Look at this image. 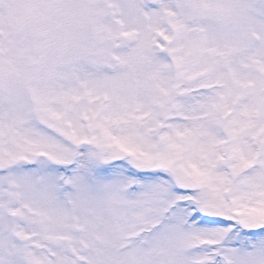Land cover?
I'll return each mask as SVG.
<instances>
[{
    "label": "snow or ice",
    "instance_id": "1",
    "mask_svg": "<svg viewBox=\"0 0 264 264\" xmlns=\"http://www.w3.org/2000/svg\"><path fill=\"white\" fill-rule=\"evenodd\" d=\"M0 264H264V0H0Z\"/></svg>",
    "mask_w": 264,
    "mask_h": 264
}]
</instances>
